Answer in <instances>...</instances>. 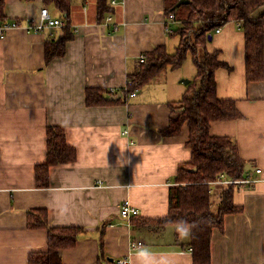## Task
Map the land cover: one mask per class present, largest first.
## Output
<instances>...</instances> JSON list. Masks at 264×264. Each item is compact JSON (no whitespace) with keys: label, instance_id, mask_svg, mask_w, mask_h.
Segmentation results:
<instances>
[{"label":"crops","instance_id":"crops-1","mask_svg":"<svg viewBox=\"0 0 264 264\" xmlns=\"http://www.w3.org/2000/svg\"><path fill=\"white\" fill-rule=\"evenodd\" d=\"M43 7L61 17L47 0H5L6 19L22 26L0 39V264H29L30 252L47 250V229L27 224L28 211L41 208L52 226L83 228L76 245L61 251L64 264H111L119 258L137 264L141 247L155 262L163 257L165 264H193L191 250L182 245L189 240L181 233L188 230L165 239L160 230L135 227L120 208L129 200L138 217L169 213V187L180 162L191 159V148L187 123L177 135L162 130L175 117L168 102L180 98L188 83L166 81L168 71L130 93L126 103L86 104L88 87L125 88L128 73L140 68L139 56L160 44L175 48L179 38L166 32L164 0H116L107 24L97 21L96 0H73L75 36L49 63L46 37L59 35L63 26L27 28ZM212 35L209 51L219 50L227 63L215 72L218 95L235 99L243 116L213 121L211 133L237 140L248 172L262 168L254 173L256 182L235 185L234 202L244 211L226 214L224 231L214 229L212 264H264V78L247 79L241 22L228 21ZM48 125L64 127L77 156L52 165L49 186L38 187L36 165L47 160ZM226 186L211 184L217 194L212 209L214 200L219 208ZM133 240L143 244L132 247Z\"/></svg>","mask_w":264,"mask_h":264},{"label":"trees","instance_id":"trees-1","mask_svg":"<svg viewBox=\"0 0 264 264\" xmlns=\"http://www.w3.org/2000/svg\"><path fill=\"white\" fill-rule=\"evenodd\" d=\"M32 1V0H23ZM164 0L165 19L174 14L179 23L173 25L169 37L177 36L174 51L167 44L157 45L144 53V61L138 58L140 68L128 73L125 88L109 90L105 87H88L86 104L88 106L126 103L127 96L155 81L164 72L177 69L185 63L189 54L196 67L194 79L189 80L187 89L178 99L168 102L175 117H170L168 126L163 129L165 135H177L187 123L189 138L187 146L191 148V159L180 162L175 182L169 187V213L154 218L131 217L132 224L138 228L163 230L168 225L175 226L178 237L181 231H189V241L182 244L190 249L193 264H212L211 241L213 231L225 229V215L244 211L241 204L234 202L235 184H229L221 192V202L216 212L212 209L213 182L225 178H243L248 170V161L239 151L237 140L228 135L211 133V123L217 120L236 119L243 116L232 98L218 95L216 69L227 65L219 58V50L208 49L209 34L218 25L228 21H240L246 39V75L249 81L264 78V0ZM60 12L64 26L57 36H48L45 40V61L66 52L67 42L74 38L75 30L71 23L73 0H47ZM5 0H0V20H6ZM98 22L114 11L111 0H96ZM261 9V10H259ZM207 18H220L219 22ZM122 92V97L114 100L110 95ZM75 146L67 143L63 126L47 127V160L36 165V184L48 187L50 168L59 163L76 160ZM28 227L46 228L48 248L45 251L29 253V264H64L61 251L76 245L82 227L52 226L49 213L45 208L28 211ZM100 248L104 250V240ZM111 264H116L112 262Z\"/></svg>","mask_w":264,"mask_h":264},{"label":"built area","instance_id":"built-area-1","mask_svg":"<svg viewBox=\"0 0 264 264\" xmlns=\"http://www.w3.org/2000/svg\"><path fill=\"white\" fill-rule=\"evenodd\" d=\"M116 0H111V4H115ZM113 19V15L112 13H109L106 15V18L104 20V24H107L108 22L112 21ZM211 20L212 18H207L204 20ZM214 20V22H218L220 19L219 18H213L212 21ZM240 23V21H237ZM179 23V20H177L175 18V15L172 13L170 14L169 18L165 20V24H166V31H170L172 32L174 30V26L175 24ZM21 23L19 22V20H0V39L5 38L11 30L21 27ZM64 26V22L61 18H57L54 17L49 8L48 7H43L40 11L39 17L33 21H31V24L28 25V29H34V30H43L46 27H62ZM221 30V25H218L215 28V32H220ZM141 60L144 61L145 59V55L142 54L141 56H139ZM111 90H114V88H111ZM137 91H134L131 93V95H135ZM124 133L127 134L128 130H124ZM255 172L257 174L262 172V168L257 167L255 168ZM254 171H249L246 176H244L243 178H225L224 175H221V182L224 184H243V183H254L257 181V177L254 175L255 173ZM121 214L125 217H127L128 219L131 218L133 215H137L139 213V209L132 205L130 203L129 200H125L124 202H122L121 204ZM143 244V242L141 240H133L132 242V247H139ZM190 250H192V248H190ZM116 264H129V258H119L116 261Z\"/></svg>","mask_w":264,"mask_h":264},{"label":"rangeland","instance_id":"rangeland-1","mask_svg":"<svg viewBox=\"0 0 264 264\" xmlns=\"http://www.w3.org/2000/svg\"><path fill=\"white\" fill-rule=\"evenodd\" d=\"M261 9H264V7H262ZM259 9V10H261ZM174 40H177V36H173L171 37ZM175 48H173V46H171V51H174ZM191 54H189V58H190ZM175 70V71H174ZM171 73L167 74V77L165 79H167L166 81H171L172 78L175 79V83L177 82H182L183 86H185L186 82L183 79H189L192 80L194 79L195 75H196V67L194 65V63H192L191 61H189V59L186 61V63H183L182 66H180L177 69H173V70H169ZM175 91H177V89H175ZM213 196L216 197L217 194L213 193ZM213 210L216 212L218 210V204L215 202H213ZM160 236L163 238H170V239H174L175 237V226L174 225H168L165 229L160 230ZM181 238L185 239V240H189V232L188 231H183L181 233Z\"/></svg>","mask_w":264,"mask_h":264},{"label":"clouds","instance_id":"clouds-1","mask_svg":"<svg viewBox=\"0 0 264 264\" xmlns=\"http://www.w3.org/2000/svg\"><path fill=\"white\" fill-rule=\"evenodd\" d=\"M137 264H165V260L162 257L159 262H155L152 258L151 253L147 249L141 247L136 253Z\"/></svg>","mask_w":264,"mask_h":264},{"label":"water","instance_id":"water-1","mask_svg":"<svg viewBox=\"0 0 264 264\" xmlns=\"http://www.w3.org/2000/svg\"><path fill=\"white\" fill-rule=\"evenodd\" d=\"M183 0H181L179 3H181ZM220 19V18H219ZM203 21H205V20H201L200 22H203ZM220 21V20H219ZM218 21V22H219ZM213 38V35L212 34H209V39L211 40ZM184 81L185 82H189V79H184ZM122 96V93L121 92H119V93H117V94H115V95H113V96H110L109 98L110 99H114V100H116V99H119L120 97ZM249 168V164L246 166V169H248Z\"/></svg>","mask_w":264,"mask_h":264},{"label":"bare ground","instance_id":"bare-ground-1","mask_svg":"<svg viewBox=\"0 0 264 264\" xmlns=\"http://www.w3.org/2000/svg\"><path fill=\"white\" fill-rule=\"evenodd\" d=\"M62 19V18H61ZM63 20V19H62ZM64 22V21H63Z\"/></svg>","mask_w":264,"mask_h":264}]
</instances>
